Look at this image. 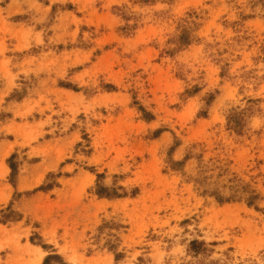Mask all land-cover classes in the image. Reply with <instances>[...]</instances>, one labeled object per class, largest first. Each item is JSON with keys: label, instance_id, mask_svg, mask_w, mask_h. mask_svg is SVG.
Wrapping results in <instances>:
<instances>
[{"label": "rangeland", "instance_id": "obj_1", "mask_svg": "<svg viewBox=\"0 0 264 264\" xmlns=\"http://www.w3.org/2000/svg\"><path fill=\"white\" fill-rule=\"evenodd\" d=\"M0 264H264V0H0Z\"/></svg>", "mask_w": 264, "mask_h": 264}]
</instances>
